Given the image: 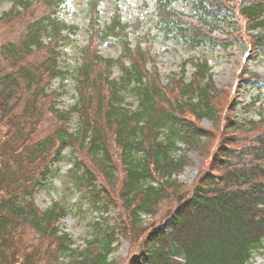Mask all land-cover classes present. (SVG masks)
<instances>
[{"label": "trees", "instance_id": "trees-1", "mask_svg": "<svg viewBox=\"0 0 264 264\" xmlns=\"http://www.w3.org/2000/svg\"><path fill=\"white\" fill-rule=\"evenodd\" d=\"M10 1L12 11L0 17V27L5 19L22 26L8 36L0 29V123L11 131L0 141V264H48L47 256L60 258L68 251L75 264H112L109 254L117 240L113 230H105V241L95 238L85 252L75 255L71 238L59 231L65 207L54 201L40 210L35 203L34 185L39 186L52 175L49 163L39 173L36 165L49 157L59 161L63 145L73 151L76 170L72 177L95 196L96 207L106 200L111 202V198L103 192L105 200L101 193L93 192L95 171L83 160L82 153L98 162L105 190L118 189L117 173L122 172L118 197L131 216L133 229L140 226L143 215H155L168 198V189L174 193V208L142 238L129 264H249L252 253L264 241V114L261 112L259 120L233 118L231 132L224 142L220 136L219 149L211 157V166L218 160V168L209 167L191 188L181 192L176 177L188 165V159L176 140L197 146L200 132L193 125L194 119L211 117L215 113L212 100L221 94L207 63L194 62V72L185 82L184 61L181 75L163 84L157 68L146 66L150 51L142 41L131 43L129 25L123 22L119 7L115 6L110 20L101 24L102 0H86L91 41L83 48L76 70L78 99L71 110H59L46 89L52 79L67 72L58 62L56 43L62 42L64 31L77 30L75 26L65 27L56 18L67 0ZM177 1L189 2L191 12L174 8ZM153 3L164 38L183 40L191 48L211 44L226 49L237 39L228 38L223 30L229 24L226 18L237 15L245 31L251 33L254 45L264 49V0ZM56 38L57 42L47 45L46 39ZM110 39L120 45L117 58H104L99 53V46ZM113 67L119 68L117 78L112 77ZM250 82L264 85L257 74L251 75ZM128 89L137 101L135 106L125 102ZM44 101L48 104L44 103L41 111ZM42 112L49 116L52 134L33 139L35 130L26 132L25 127L31 120L37 124ZM73 112L79 118L74 132L67 127ZM187 113L192 120L185 117ZM165 129L170 133L163 138ZM176 149L180 150L178 156H174ZM33 173L35 182L31 185ZM24 226L39 238L59 243L63 251L59 249L60 255H56L54 245L49 250L25 244L21 241Z\"/></svg>", "mask_w": 264, "mask_h": 264}, {"label": "rangeland", "instance_id": "rangeland-1", "mask_svg": "<svg viewBox=\"0 0 264 264\" xmlns=\"http://www.w3.org/2000/svg\"><path fill=\"white\" fill-rule=\"evenodd\" d=\"M233 4L234 1L230 2V5ZM115 6L119 7L123 22L129 25L128 35L131 43L135 44L137 41H142L143 46L150 51L151 59L146 66L151 68V64H153L157 68L160 81L163 84H166L172 76L181 75L184 61H187V64L183 78L187 82L194 72V62L204 61L210 69L215 87L221 91V94L212 100L215 113L211 117H205L199 121L194 119L193 125L200 132L196 141L197 146H187L176 136L178 139L176 146L185 152L188 159V165L176 177V182L183 192L191 188L196 178L200 174H204L209 167L218 168V160H215L211 166V157L217 153L218 144L221 141L220 136L223 135L222 142H224L225 136L231 132L229 123L233 118L238 121L259 120L261 112L264 114V85H254L250 82L252 74H257L264 79V49L254 45L251 33L245 31L243 21L237 15L227 16L226 21L229 24L223 29L228 38L233 36L237 38L230 47L224 49L211 44H203L191 48L183 40L163 37L154 13L153 0H102L99 6L101 24L110 20L114 14ZM174 8L183 13H190L192 6L189 2L177 1L174 3ZM11 9L10 0H0L1 18L12 11ZM56 18L65 27L75 26L77 30L64 31L61 43L57 42V38L51 41L46 39L47 45L50 46L57 42L58 46L55 51L59 57L58 62L61 68L67 71L63 76L52 79L48 83L46 91L51 95L52 103L54 102L57 109L71 110L78 99L75 80L76 70L81 63L83 48L91 41L86 0H67L65 7L57 13ZM20 26L22 25L18 21L8 23L5 19L0 27L1 33L8 36L11 30ZM98 50L104 58H117L121 52L120 45L115 39H110L100 45ZM119 75V68L113 67L112 77L117 78ZM124 93L125 102L135 106L137 101L131 89ZM44 103L47 102H42L41 107ZM41 111H44V107ZM185 117L193 119L188 113L185 114ZM37 119V124H34L32 120L29 121L25 131L32 132L35 130L33 139L51 135L53 127L47 113L42 112ZM67 127L73 132L79 127V118L75 112L70 115ZM169 133V130L165 129L162 137L164 138ZM2 135L8 138L11 131L0 123V141ZM180 150L176 149L174 156H178ZM112 151L117 152L114 148ZM59 153V161H51L49 157V160L46 158L41 165H36L38 167L35 168L36 173L40 172L44 164L49 163L51 165L50 172L52 175L47 181L35 186L36 174L33 173L30 176L31 185L35 187L32 192L36 205L40 210H44L52 202L57 201L65 207L67 212L59 221V231L69 235L72 240L71 248H74L75 255L85 252L89 243L95 238L105 241V230H113L117 240L112 244L109 258L112 264H129L131 258L140 248L142 238L155 228L153 226H156L162 217L164 218L165 213L174 208L172 207L176 203L172 198L174 193H169L170 189H168V198L158 206L155 215H143L140 226L133 229L130 223L131 216L129 212L124 210L121 199L118 197L122 172L119 170L117 173L118 189L105 190L106 182L101 176L98 162L82 153L83 160L95 171L93 192L101 193L105 200L107 198L103 192L108 198H111V202L106 200L99 207H96L93 202L95 196L92 197V194L85 187L77 185L72 177L76 167L71 147L63 145L60 147ZM114 157L116 158V156ZM157 180L159 181V179ZM21 241L30 244L35 249L49 248L51 250L52 245H54L55 254L59 252V249L60 252L63 251L59 243L56 244L51 239L39 238L28 226H24L22 230ZM46 250L48 251V249ZM71 258V252L68 251L62 253L60 258L49 255L45 262L48 264H75ZM249 264H264V241L263 246L252 253Z\"/></svg>", "mask_w": 264, "mask_h": 264}]
</instances>
